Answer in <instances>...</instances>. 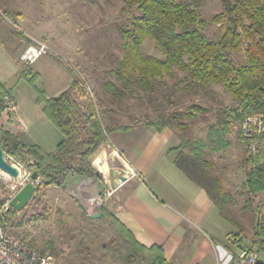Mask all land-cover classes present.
Returning <instances> with one entry per match:
<instances>
[{
	"label": "trees",
	"instance_id": "obj_1",
	"mask_svg": "<svg viewBox=\"0 0 264 264\" xmlns=\"http://www.w3.org/2000/svg\"><path fill=\"white\" fill-rule=\"evenodd\" d=\"M121 1L135 9L137 15L131 17L129 25L117 27L124 54L110 71L115 82H104V93L118 102L140 92L152 100V93L160 85L164 101L173 107L177 105L173 100L177 90L196 96L199 90L223 87L231 97L232 106L216 111L215 122L208 128L206 141L180 137L179 145L169 149L168 153H175L174 166L206 193L219 216L227 223L239 225L242 232V225L227 214V208H234L237 203L231 192L223 187L221 177L215 174L216 166L208 159V154L227 150L231 146L227 139L230 129L247 117H262L263 133L256 137L259 141L256 154H252L249 145L243 142L242 188L245 192L241 195L246 196L242 210L253 218V246L258 242L264 244L260 206L256 203V198L264 193V0H219L222 12L208 22L200 16V8L207 0ZM3 14L14 24L15 15L7 11ZM212 25L224 26L216 40L204 34ZM146 40L153 42L162 59L142 56L140 49ZM241 50L245 62L237 65L230 52ZM174 69H179L184 76L168 86L163 82L164 78H173ZM34 90L38 95L36 104L42 106L43 114L63 139L54 151L47 153L35 145L21 142L7 131H0L4 156L17 159L28 170L36 172L40 179V185L27 206L44 196L42 188H64L70 175L102 179L92 165L93 155L111 133L130 129L129 126L107 125L97 106L88 97L83 98L84 93L75 81L57 97L47 98L43 91L35 87ZM4 94L12 92L0 84V96ZM154 107L160 109V104ZM206 112L209 110L194 104L186 112L164 111L142 123L136 121L134 125L153 127L158 132L163 129L186 132L189 125L184 121H194L195 115ZM5 200L0 202V207ZM32 212L29 222L48 219L44 211L45 216ZM17 214L14 209L3 213L0 218L3 226L11 230L24 225L21 220L13 224ZM80 220V228L68 232L71 245L63 264H169L161 246L146 247L139 243L104 206L96 216L82 210ZM238 235L229 233L227 238L236 240ZM233 243L237 248L243 247L241 240ZM48 248V254L56 257L52 241Z\"/></svg>",
	"mask_w": 264,
	"mask_h": 264
},
{
	"label": "rangeland",
	"instance_id": "obj_2",
	"mask_svg": "<svg viewBox=\"0 0 264 264\" xmlns=\"http://www.w3.org/2000/svg\"><path fill=\"white\" fill-rule=\"evenodd\" d=\"M3 11L16 16L14 24L6 18ZM220 12L222 9L219 0H207L200 8V16L206 22ZM134 15H137L135 9L127 7L121 0H0V84L11 90L18 108V116L21 118L22 115L26 124L31 127V133L39 137L47 135L48 138L50 134L42 125L46 121L40 105L36 104L38 95L34 87L43 91L46 97H54V93L62 89L60 87L64 83V78L70 77L78 83L84 95H87L97 106L102 120L108 110L118 112L115 113L114 118L119 119L120 123L135 124L136 121L142 123L146 118L153 119L164 111L186 112L188 107L194 104L206 108L209 112L195 115L194 121H184L189 125L186 132L175 131L179 138L206 141L208 128L215 122L216 111L232 106L231 97L222 86L199 90L196 96H188V93L177 90L173 97L177 105L173 107H169L164 101V91L160 85L152 93L150 97L152 100L140 91L137 96L133 95L122 102L104 93V82H115L110 71L124 54L123 41L117 27L122 24L129 25ZM223 27V25L209 26L204 34L211 40H216L222 33ZM33 42L46 43L50 52L33 64L25 65L19 58ZM140 52L143 57L163 58L155 50L151 40L144 42ZM230 57L237 65L245 62L243 50L231 51ZM173 76V78L165 77L163 82L171 86L184 75L179 69H174ZM158 104L160 109L154 107ZM261 120L260 115L247 117L242 123L230 129L227 139L231 142V146L227 150L208 154V159L216 166L215 174L221 177L223 187L231 192L237 203L236 207L227 208V214L242 225L243 232L239 225L234 226L226 222L225 227L228 233L239 234L236 240H241L243 245L241 249L253 246L252 241L255 238L253 218L242 210L246 199L245 195H241L245 192L242 188L244 182L242 163L245 153L243 142L249 145L250 152L255 155L259 146L256 137L263 133V131L258 132L257 129L259 124H262ZM94 155L92 162L96 160L95 158L93 161ZM118 157L117 153L116 159L121 164ZM10 161L19 162L12 158ZM121 166L123 172L120 173L126 176L130 164L126 167L122 164ZM112 189L115 192V189ZM41 190L44 196L18 212L17 219L13 222L16 225L21 220L25 224L20 227L15 226L9 231L34 249L47 253H49L48 243L52 241L56 252L53 264H63L68 246L71 245L68 241V232L79 229L81 220L75 211H69L67 208L63 210L52 201L49 206L46 205L45 188ZM9 194L7 186L0 187V202ZM256 203L260 206L259 213L264 227V193L256 198ZM32 211L40 216H45L46 213L48 219L29 222ZM66 214H69V217ZM236 240L226 239L218 244L221 248L224 245L232 246L230 264L241 251L233 243ZM255 246L264 257V244L258 242ZM220 263L218 260L217 264Z\"/></svg>",
	"mask_w": 264,
	"mask_h": 264
},
{
	"label": "crops",
	"instance_id": "obj_3",
	"mask_svg": "<svg viewBox=\"0 0 264 264\" xmlns=\"http://www.w3.org/2000/svg\"><path fill=\"white\" fill-rule=\"evenodd\" d=\"M72 82V78L65 77L62 89H58L54 97L71 87ZM115 113L108 110L105 123L130 129L111 133L94 155L93 161L96 160L92 165L102 179L70 175L64 188H45L46 205L52 201L63 210L75 211L79 218L85 199L114 188L104 208L129 229L139 243L146 247L161 246L169 264H217L218 260L220 264H230L232 246L221 248L218 245L228 240L227 223L206 193L174 166L175 153H168L180 143L176 132L170 129L158 132L153 127L120 123L114 118ZM43 116L46 123L42 125L50 133L49 138L31 133L22 115L21 123H4L2 130L9 131L25 144L52 152L63 137ZM117 153L130 164L125 182L117 180L115 183L111 174L113 170L123 172ZM99 213L97 209L92 215Z\"/></svg>",
	"mask_w": 264,
	"mask_h": 264
},
{
	"label": "built area",
	"instance_id": "obj_4",
	"mask_svg": "<svg viewBox=\"0 0 264 264\" xmlns=\"http://www.w3.org/2000/svg\"><path fill=\"white\" fill-rule=\"evenodd\" d=\"M50 52L49 47L43 42H33L21 54L19 60L25 65L33 64L40 57ZM83 98H87L84 95ZM7 122L21 123V118L18 116V108L11 94L0 96V131L2 126ZM258 132L263 131L262 124L258 126ZM5 158L18 169L19 176L13 179L0 171V185L7 186L9 195L4 204L0 207V218L2 213L12 209L9 202L27 183H31L36 189L40 185V179H31V171L28 170L22 163L10 161V157ZM123 167L129 165L126 158L119 155ZM114 191L108 188L94 198L84 200V211L88 215H92L95 210L100 209L113 196ZM231 262V261H230ZM54 258L48 254L30 248L22 238L13 235L5 228L0 219V264H53ZM231 264H264V257L261 256L260 250L256 246H250L246 249H241L240 254L232 261Z\"/></svg>",
	"mask_w": 264,
	"mask_h": 264
},
{
	"label": "water",
	"instance_id": "obj_5",
	"mask_svg": "<svg viewBox=\"0 0 264 264\" xmlns=\"http://www.w3.org/2000/svg\"><path fill=\"white\" fill-rule=\"evenodd\" d=\"M32 166V164H29ZM0 171L8 175L9 177L16 179L19 176V171L16 167H14L4 156L1 144H0ZM112 177L119 182H125L127 177L122 175L121 173L113 170L111 172ZM38 177L36 172L31 173V179L35 180ZM36 188L31 184L27 183L23 188H21L17 194L10 200L9 204L15 211H22L30 202L32 196L34 195Z\"/></svg>",
	"mask_w": 264,
	"mask_h": 264
}]
</instances>
